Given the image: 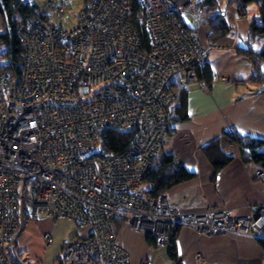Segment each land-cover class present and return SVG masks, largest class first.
Wrapping results in <instances>:
<instances>
[{"label": "built area", "instance_id": "2783aa9c", "mask_svg": "<svg viewBox=\"0 0 264 264\" xmlns=\"http://www.w3.org/2000/svg\"><path fill=\"white\" fill-rule=\"evenodd\" d=\"M64 6L46 0L17 20L21 72L0 71V264H26L16 241L33 216L87 229L85 238L65 243L63 264H132L117 242V218L157 246L182 226L264 239V199L246 214L193 211L143 189L169 135L178 89L196 82L210 53L221 49L186 21L207 23L195 1L84 0L72 29L51 21ZM246 10L236 3L233 18ZM108 128L138 135L125 153L97 159ZM255 176L264 182V169Z\"/></svg>", "mask_w": 264, "mask_h": 264}, {"label": "crops", "instance_id": "0c3cea01", "mask_svg": "<svg viewBox=\"0 0 264 264\" xmlns=\"http://www.w3.org/2000/svg\"><path fill=\"white\" fill-rule=\"evenodd\" d=\"M219 2L231 30L217 41L221 49L210 53L208 65L213 73L212 81L206 85L197 80L186 87L189 119L170 123L171 132L162 147V151L172 154L177 163L194 172L196 178L175 187L167 195L193 211L227 207L233 208L234 214H246L248 205L264 199V182L256 181L255 172L259 167L241 160L238 145L225 136V132L236 128L238 134L264 138L263 85L254 80L251 61L239 53L247 47L249 22L257 15L260 2L247 4L246 15L239 20L232 16L236 2L228 6L224 5V0ZM3 27L0 14V31ZM191 27L197 29L203 41H208L210 28L207 23ZM261 68L264 73V63ZM224 78L231 82L225 83ZM217 138L222 150L234 158L215 172L204 146ZM37 221L38 225L24 224L16 241L18 254L26 264H63L65 243L88 235L86 228L77 225L76 229L61 235L51 219ZM116 225L117 242L130 254L132 264L146 261L176 264L169 257V244H150L148 235L132 230L122 218L116 219ZM45 234L51 236L49 243ZM175 244L181 264H199L198 254L202 257L200 264H264V249L257 239L248 236H207L182 226Z\"/></svg>", "mask_w": 264, "mask_h": 264}, {"label": "trees", "instance_id": "16d2710c", "mask_svg": "<svg viewBox=\"0 0 264 264\" xmlns=\"http://www.w3.org/2000/svg\"><path fill=\"white\" fill-rule=\"evenodd\" d=\"M234 2L245 6L250 3L260 2L257 15L253 16L249 22L246 40L247 47L241 49L239 53L251 61L254 67V80L263 85L262 93L264 94V73L261 68L264 63V42L258 49L253 47L256 41L264 40V0H224V5L228 6ZM195 7L207 17V25L210 28V33L207 37L208 41L217 42L231 30L219 0H200L195 3ZM0 14L4 20V27L0 31V71H5L10 77H14L21 72L20 66L23 52L21 42L16 34V22L18 19L35 15L36 3L24 0H0ZM197 76L198 80L210 85L213 78L210 66L207 64L203 69L199 70ZM188 119V92L186 88H180L178 89V100L172 108L168 120L180 123ZM170 132L171 128L169 134ZM137 135L138 129H106L100 150L96 153V158L102 159L106 156L125 153L132 146ZM225 136L238 145L240 157L244 163H253L264 169V138L238 133L230 134L228 131L225 132ZM204 152L215 172L220 171L234 158L222 150L220 139L218 138L205 145ZM195 178L196 174L194 172L177 163L172 154L166 153L161 149L144 177L143 189L155 197H160L175 187ZM147 240L150 244L156 246L155 239L152 236L148 235ZM175 240L176 237L169 243V257L176 264H181L178 260ZM257 241L264 249V239H257Z\"/></svg>", "mask_w": 264, "mask_h": 264}, {"label": "rangeland", "instance_id": "374dc122", "mask_svg": "<svg viewBox=\"0 0 264 264\" xmlns=\"http://www.w3.org/2000/svg\"><path fill=\"white\" fill-rule=\"evenodd\" d=\"M24 1H33L36 4H40V3L45 2L46 0H24ZM55 1L60 2V3L63 2L65 4L64 14L63 15L56 14L55 16L51 18V21L55 23L57 26H62L65 29L74 28L76 25L77 14L80 8L84 5V0H55ZM245 15L246 13L242 17H244ZM186 21L191 26L197 25V23L190 16L186 17ZM263 42H264L263 39H261L260 41H256L253 44V47L258 49L262 45ZM256 181H259V180L256 178ZM37 220L38 218L33 216L30 219H26L25 224L32 223L34 225H38ZM52 221L54 225L56 226V229L59 231L61 235L68 233L71 230L76 229L75 224H72V222L63 221V220H52Z\"/></svg>", "mask_w": 264, "mask_h": 264}]
</instances>
